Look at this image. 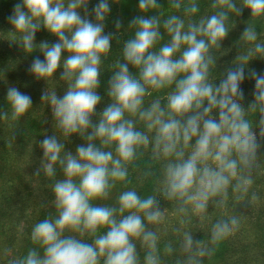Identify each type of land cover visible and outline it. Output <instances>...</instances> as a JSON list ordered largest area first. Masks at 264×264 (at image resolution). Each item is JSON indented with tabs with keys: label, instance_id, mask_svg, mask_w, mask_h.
Here are the masks:
<instances>
[{
	"label": "clouds",
	"instance_id": "obj_1",
	"mask_svg": "<svg viewBox=\"0 0 264 264\" xmlns=\"http://www.w3.org/2000/svg\"><path fill=\"white\" fill-rule=\"evenodd\" d=\"M90 2L19 0L8 17L7 38L25 55L38 50L43 57L29 66L35 80L51 81L62 69L63 95L49 88L40 99L59 137L76 136L83 143L73 153L56 133L39 142L42 157L35 175L54 180V212L32 226V246L7 264H161L159 237L147 227L165 219L158 196L181 216L203 221L210 204L227 206L229 191L236 200L244 198L260 167L264 71L250 69L249 63L264 60V41L254 26H246L240 35L245 47L219 76L213 74L210 52L228 35L230 13L247 9L251 17H262L264 0L239 5L213 0L218 10L206 16L199 15V0H167V13L159 0H137L138 14L127 24L128 38L106 81L108 103L99 112L101 69L114 36L105 32L113 0H96L89 12ZM121 26L117 20L115 29ZM41 28L56 42L36 44ZM0 76L4 79L3 71ZM245 80L253 82L246 106ZM5 100L7 112H0V120L18 122L32 110L31 97L17 87H7ZM145 150L161 163L156 190L141 196L126 188L113 205L101 203L112 198L118 184L128 183L129 165ZM57 169L62 178L56 179ZM240 223L236 215L215 221L208 243L225 241ZM180 246L189 254L183 264H201L200 258L214 252L190 232L183 233ZM164 251L173 249L169 245Z\"/></svg>",
	"mask_w": 264,
	"mask_h": 264
},
{
	"label": "trees",
	"instance_id": "obj_2",
	"mask_svg": "<svg viewBox=\"0 0 264 264\" xmlns=\"http://www.w3.org/2000/svg\"><path fill=\"white\" fill-rule=\"evenodd\" d=\"M236 2L239 5L240 0ZM18 3L19 0H0V71L4 73V79L0 76V112H7L5 96L9 86L17 87L22 93L31 97L32 110L18 122L10 119L0 120V243L5 244L6 247H12L15 235L18 233V226L27 222L28 225L22 229L24 237L20 241V245L23 244V246L19 250H23L27 244H31L29 237L32 226L54 212L50 203L52 199L50 186L54 180L42 174L35 175L42 157L39 142L44 136H51L53 133L59 137L49 107L41 102V93L45 89L52 88L56 90L58 96H62L66 84L60 79L62 69L57 70L51 81L35 80L28 69L33 59L37 57L43 59L40 52L35 50L32 55H25L15 42L7 38V32L11 30L8 17ZM95 3L96 0H91L88 5L89 12ZM159 3L164 8L163 11L167 13V0H159ZM212 3L213 0H199V15L206 16L218 10L212 8ZM81 14L83 15V11ZM137 14V0H113L105 32H112L114 36L111 53L102 64L101 86L98 89L102 99L97 106V112L108 103V97L104 92L106 81L110 76L114 61L120 58L122 42L128 38L127 24ZM117 20L122 25L120 30L114 27ZM248 25L254 26L258 39L264 41V16L253 18L247 9L242 10L240 15L230 13L227 22L228 35L219 48L212 49L210 52L216 61L213 69L214 75L219 76L245 47L240 40V35ZM42 41L52 44L56 42V37L41 28L36 33L35 42L39 44ZM249 68L257 72L264 71V60L251 61ZM242 87L246 106L252 99L253 82L245 80ZM59 138L65 143L66 150L73 153L76 146L83 143L76 136L68 140H64L63 137ZM258 156L260 165H264V147L260 149ZM160 170L161 163L151 158L149 150L143 151L133 164L129 165L128 183L118 184L112 190V198L108 201H101V203L113 205L116 195L126 188H135L141 196L153 193L158 187ZM59 178H62V173L57 169L56 179ZM257 182L260 184V189H253L255 193L249 190V193L240 200L234 199L229 191L227 207H232L233 210L226 212L225 208L224 211L240 217L241 223L239 229L233 234L235 236L229 237L216 246L208 243L209 229L215 221L226 219L229 216L224 215L222 209L209 205L208 212L211 219L206 227L207 241L205 243L209 247H214V252L211 257L200 258L201 264H264V172ZM158 199L160 204H172L162 197L158 196ZM260 200L262 203L258 205ZM243 224L247 225L248 231L246 232L250 237L248 240L245 238L244 241L237 242L235 237L238 233L245 232V229L241 227ZM147 227L152 230L149 226ZM196 238L199 240V235ZM201 239L203 240L202 237ZM158 243L161 264H183L186 261L189 254L182 251L178 241L164 238ZM138 245L137 250L142 258L144 250ZM169 245L173 249L171 254L164 251ZM7 261V259H0V264H5Z\"/></svg>",
	"mask_w": 264,
	"mask_h": 264
},
{
	"label": "rangeland",
	"instance_id": "obj_3",
	"mask_svg": "<svg viewBox=\"0 0 264 264\" xmlns=\"http://www.w3.org/2000/svg\"><path fill=\"white\" fill-rule=\"evenodd\" d=\"M28 160V159H27ZM264 172V165H260V167L254 171L253 176H254V183L251 186L250 190L252 193H255L253 189H260V184L257 182V179H259L260 175ZM262 201L260 200L258 202V205H260ZM241 205V204H240ZM161 208L165 211V219L164 221L159 224V225H148L150 228H152V231H155L157 233V236L159 237V241L163 240L164 238H171L174 241L179 242V246L181 245V240L184 232H190L193 236L194 239L198 240L197 235H199V240L202 241L203 244L207 245L205 242L207 241V232H206V227L207 224H209V221L211 219V216L208 212V216L206 217L205 220L201 221L196 217L188 216L184 217L178 214L175 211V205L174 204H160ZM210 208V206H209ZM226 212H230L233 210L232 207H225ZM224 208V209H225ZM222 209V211H224ZM209 210V209H208ZM224 215L226 216H231V213H225L223 212ZM28 225L27 222H24L20 224L17 228V234L15 235L14 241H13V246L12 247H6L5 244L0 243V259H10L12 256H19L23 255L26 250L31 247V244H27L23 250H19L20 247L23 246L20 245V241L23 239L24 231L22 229ZM243 229H245V232H239L238 236L235 237V240L237 242H242L245 240V238L248 240L249 233L248 227L246 224L241 225ZM235 236V235H232ZM203 238V240L201 239ZM1 241V240H0ZM139 244V243H138ZM159 244V243H158ZM140 246V245H138ZM181 247V246H180ZM15 254V255H14ZM7 264V262L5 263Z\"/></svg>",
	"mask_w": 264,
	"mask_h": 264
}]
</instances>
